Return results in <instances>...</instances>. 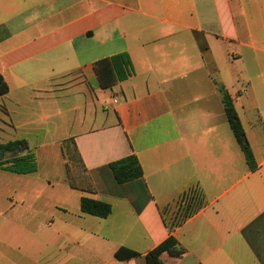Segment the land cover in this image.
<instances>
[{
    "label": "crops",
    "instance_id": "0c3cea01",
    "mask_svg": "<svg viewBox=\"0 0 264 264\" xmlns=\"http://www.w3.org/2000/svg\"><path fill=\"white\" fill-rule=\"evenodd\" d=\"M118 54L133 73L102 89L94 65ZM69 138L93 192L69 184ZM17 140L0 154V264H149L170 236L183 250L156 264H264V0H0V144ZM131 155L144 175L118 183L110 164ZM194 189L206 206L171 232L162 209ZM84 196L112 213H82Z\"/></svg>",
    "mask_w": 264,
    "mask_h": 264
},
{
    "label": "trees",
    "instance_id": "16d2710c",
    "mask_svg": "<svg viewBox=\"0 0 264 264\" xmlns=\"http://www.w3.org/2000/svg\"><path fill=\"white\" fill-rule=\"evenodd\" d=\"M95 70L98 75L100 86L102 89H110L116 83L126 80L132 75L131 61L127 54H118L111 58L103 59L95 63ZM4 92L8 91L6 85H3ZM222 99L224 104V111L227 120L234 132V135L246 157L247 164L251 171L257 169V163L250 143L247 139L243 125L236 112L233 104V99L228 91L220 86ZM62 153L67 160V176L69 184L72 188L84 192H93V186L87 174L86 168L83 164L82 158L76 147L73 138H69L62 143ZM28 149V144L25 140H17L0 144V154L5 152L18 153ZM26 156L18 158L17 162H25ZM4 163L1 162L0 166ZM110 169L118 183H126L138 178H142L144 171L142 165L136 155H131L126 158L120 159L110 164ZM27 172L35 170V166L28 167ZM206 199L203 193L199 190H190L181 195L173 206L162 209L165 216L167 213L172 212L169 219L165 218L166 226L173 232V230L188 219L192 218L202 208L206 206ZM80 210L84 214L96 216L99 218H107L112 213L110 204L93 199L91 197H82L80 203ZM167 214V215H168ZM182 246L174 236H170L162 244L156 247L151 253L148 254L147 259L149 264H156L160 257L169 251H182ZM137 253L121 247L115 253L117 259H125L136 256Z\"/></svg>",
    "mask_w": 264,
    "mask_h": 264
},
{
    "label": "rangeland",
    "instance_id": "374dc122",
    "mask_svg": "<svg viewBox=\"0 0 264 264\" xmlns=\"http://www.w3.org/2000/svg\"><path fill=\"white\" fill-rule=\"evenodd\" d=\"M64 106V107H63ZM62 106V110H66L67 108H68V106L67 105H63ZM69 114L67 113V114H65L64 115V119H65V122L66 123H69L70 122V120H69ZM67 126V125H66ZM71 133V131H70V129H68L67 127H64V126H62V128L59 130V137L61 138V139H64V137L66 136V135H68V134H70ZM6 137V138H5ZM4 137V141H6V140H9V138L11 137V135H10V133L8 134V135H6Z\"/></svg>",
    "mask_w": 264,
    "mask_h": 264
},
{
    "label": "built area",
    "instance_id": "2783aa9c",
    "mask_svg": "<svg viewBox=\"0 0 264 264\" xmlns=\"http://www.w3.org/2000/svg\"><path fill=\"white\" fill-rule=\"evenodd\" d=\"M116 102V101H115Z\"/></svg>",
    "mask_w": 264,
    "mask_h": 264
}]
</instances>
